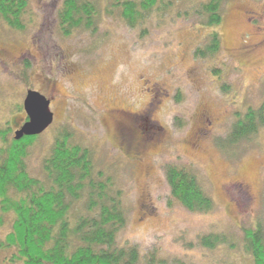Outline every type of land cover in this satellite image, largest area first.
<instances>
[{
  "label": "rangeland",
  "instance_id": "374dc122",
  "mask_svg": "<svg viewBox=\"0 0 264 264\" xmlns=\"http://www.w3.org/2000/svg\"><path fill=\"white\" fill-rule=\"evenodd\" d=\"M26 1L23 31L0 19V130L9 126L11 139L27 122L28 92L49 103L51 123L28 149V173L43 177V159L66 132L122 191L118 246L184 264L249 263L243 230L259 225L264 235V128L226 151L217 140L236 113L264 102V0H225L220 52L207 59L194 57L209 30L193 14L207 0H169L134 28L113 0H98L96 30L68 37L57 23L64 0ZM168 165L196 175L213 211L191 213L171 197ZM211 233L240 245L199 247L198 238Z\"/></svg>",
  "mask_w": 264,
  "mask_h": 264
},
{
  "label": "trees",
  "instance_id": "16d2710c",
  "mask_svg": "<svg viewBox=\"0 0 264 264\" xmlns=\"http://www.w3.org/2000/svg\"><path fill=\"white\" fill-rule=\"evenodd\" d=\"M98 0H64L57 14L64 37L77 31L94 32L100 12ZM225 0H207L193 9L200 28L209 30L208 41L196 48V59L220 52L217 31ZM169 0H113L112 8L130 28L145 23L153 10L165 11ZM26 0H0V19L9 28L23 31ZM215 76L220 73L212 70ZM225 93L229 87L221 86ZM264 128V102L236 113L229 134L217 140L220 149L253 141ZM9 126L0 130V264H184L177 259H157L154 252L142 257L134 246H118L117 236L126 224L122 191L114 178L96 167L89 148L74 144L66 132L57 136L42 161L43 177L31 176L25 159L37 136L9 139ZM171 197L197 214L214 209L212 198L196 175L175 165L165 168ZM241 249L249 263L264 264L261 226L243 230ZM199 247L234 251L240 245L224 233L200 236ZM191 247V245H188ZM233 264V263H229Z\"/></svg>",
  "mask_w": 264,
  "mask_h": 264
},
{
  "label": "water",
  "instance_id": "95a60500",
  "mask_svg": "<svg viewBox=\"0 0 264 264\" xmlns=\"http://www.w3.org/2000/svg\"><path fill=\"white\" fill-rule=\"evenodd\" d=\"M49 103L36 92H28L23 108L27 116V122L14 135L15 140L23 137H34L40 135L51 123V114L48 111Z\"/></svg>",
  "mask_w": 264,
  "mask_h": 264
}]
</instances>
